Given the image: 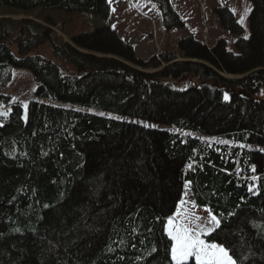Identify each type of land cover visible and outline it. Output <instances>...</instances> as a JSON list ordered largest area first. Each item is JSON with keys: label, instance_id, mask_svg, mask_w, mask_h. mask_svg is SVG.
<instances>
[{"label": "trees", "instance_id": "obj_1", "mask_svg": "<svg viewBox=\"0 0 264 264\" xmlns=\"http://www.w3.org/2000/svg\"><path fill=\"white\" fill-rule=\"evenodd\" d=\"M151 1L166 30L180 26L168 0ZM248 1L250 33L236 54L190 41L182 62L170 53L139 62L102 28L72 38L88 53L51 42L78 75L25 49L15 56L12 23L0 24V85L16 69L36 83L25 110L13 105L0 125V264H174L163 225L185 183L218 221L208 240L238 264H264V0ZM0 9L108 14L106 0H0ZM183 77L194 85L176 87Z\"/></svg>", "mask_w": 264, "mask_h": 264}, {"label": "rangeland", "instance_id": "obj_2", "mask_svg": "<svg viewBox=\"0 0 264 264\" xmlns=\"http://www.w3.org/2000/svg\"><path fill=\"white\" fill-rule=\"evenodd\" d=\"M106 2L110 9L109 16L39 10L30 14H20L0 9V24H3L4 20L12 23L14 30L9 34V39L14 40L11 50L15 56L22 55L20 51L23 52L25 49L30 56L38 55L56 63L65 75L77 74V72L70 60L60 58L52 52L51 42L63 47L68 46L69 49L74 48L72 38L102 28H110L116 38L130 47L135 60L139 62H147L152 57L159 60L165 53L171 54L172 62H182L185 60V51L190 50L194 42L212 48L222 41L225 51L236 54L238 49L235 47V41L239 37L248 38L250 33L251 8L248 0H169L168 4L178 18L177 20L173 16L170 23L176 25L180 22L181 25L167 31L163 28L162 16L148 0H106ZM20 20L26 22L18 23ZM30 23L37 24L40 28L29 29ZM234 23L241 28L238 34L232 32ZM19 24L24 25L20 35L17 30ZM180 42H183V50L179 48ZM74 49L76 53H88L83 49ZM163 66L166 65L162 64ZM219 74L227 79L237 78L220 72ZM177 83L176 87H183L187 83L194 85L195 80L183 77ZM35 88L36 83L29 71L12 70L10 83L5 86L0 85V113H8L13 103L25 108L28 101L34 97ZM4 117L0 115V125ZM212 216L207 209L194 205L189 185L185 183L181 200L163 225V231L171 241L170 259L171 247L175 242L168 235L169 228L187 227L193 233L200 232V238L205 243L211 244L208 237L218 227L217 219L212 220ZM170 219L173 221L172 225H169ZM208 229L212 231L208 232ZM189 261L197 264L195 257H189L184 262ZM172 263L175 264L174 261Z\"/></svg>", "mask_w": 264, "mask_h": 264}, {"label": "snow or ice", "instance_id": "obj_3", "mask_svg": "<svg viewBox=\"0 0 264 264\" xmlns=\"http://www.w3.org/2000/svg\"><path fill=\"white\" fill-rule=\"evenodd\" d=\"M224 100H229L227 93L224 95ZM0 115L7 116L8 113H0ZM253 170L255 169L253 168ZM212 220H216L214 215ZM172 223L173 221L170 219L169 225ZM207 231L210 232L212 229ZM168 235L175 242L171 247V259L175 264H183L189 257H195L197 264H238L237 260L233 259L234 253L230 255L229 250L220 243H205L200 238V232L193 233L187 227L178 226L175 229L169 228Z\"/></svg>", "mask_w": 264, "mask_h": 264}]
</instances>
